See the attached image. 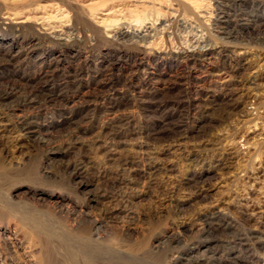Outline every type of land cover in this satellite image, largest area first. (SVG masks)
Wrapping results in <instances>:
<instances>
[{"label":"rangeland","instance_id":"rangeland-1","mask_svg":"<svg viewBox=\"0 0 264 264\" xmlns=\"http://www.w3.org/2000/svg\"><path fill=\"white\" fill-rule=\"evenodd\" d=\"M228 2L0 0V264H264V0Z\"/></svg>","mask_w":264,"mask_h":264},{"label":"bare ground","instance_id":"bare-ground-1","mask_svg":"<svg viewBox=\"0 0 264 264\" xmlns=\"http://www.w3.org/2000/svg\"><path fill=\"white\" fill-rule=\"evenodd\" d=\"M4 1H6L7 3L9 2V5H11V4H15V3H21L22 1H24V0H4ZM28 1V0H27ZM25 4H28V3H25ZM24 4V5H25ZM20 5V4H19ZM23 5V6H24ZM13 7H14V5H12ZM18 6V5H17ZM27 6V5H26ZM229 6V2H228V0H215V7H216V13H217V23H216V26H214V27H216L217 28V30H216V32L218 31L220 34H223V35H229L230 34V30H228L227 29V23L229 22V21H231V20H234V22H235V24L234 25H243V24H245V23H248V22H250V20H249V15H244V16H242V15H239L237 12H234V13H230L229 11H228V7ZM9 7V6H8ZM23 8V7H22ZM26 8V7H25ZM10 9V8H9ZM54 9V8H53ZM8 9H6V11H7ZM14 11L15 10H17V7H16V9H13ZM13 10H12V14L13 13H17V11L16 12H13ZM21 10V9H20ZM10 10H8L7 11V13L9 12ZM22 11V10H21ZM20 11V12H21ZM62 11V10H61ZM61 13V12H60ZM59 12H58V10H52V11H50V12H48V13H45L44 15H40V16H36L37 17V19L36 20H38V21H40V25H38V27L39 26H41V27H43V26H48V30H52V35L55 37V38H58V40L59 39H63L61 36H62V34L59 32V33H54V32H56L57 30H58V28L59 27H61L60 26V24L59 25H55L56 23L58 24V22H60L59 21V17H58V15L60 14ZM110 14V13H109ZM66 15V14H65ZM64 15V16H65ZM106 15H107V13H106ZM8 16V15H7ZM15 16V15H14ZM64 16H63V18H64ZM171 16H174V15H172L171 14ZM24 17V16H23ZM27 17V16H26ZM31 17V16H30ZM33 17V16H32ZM31 17V18H32ZM122 17V16H121ZM229 17H232V19H230ZM249 17V18H248ZM11 18V17H10ZM10 18H8V19H10ZM15 18V17H14ZM62 17H61V19H63ZM27 19H28V17H27ZM66 19V18H65ZM26 20V19H25ZM31 20V19H30ZM35 19H33L32 18V21H34ZM215 20V19H214ZM20 21V20H19ZM252 21V20H251ZM22 22H24V21H22ZM18 24V23H17ZM142 26V25H141ZM144 27V26H143ZM213 27V28H214ZM40 28V27H39ZM44 28V27H43ZM41 30H43L42 28H40ZM46 29V28H45ZM57 29V30H56ZM215 29V28H214ZM61 31V30H60ZM73 31V30H72ZM149 29H144V30H142V29H139V30H135V33H143L142 34V36H141V38L144 40L147 36H150V33H149ZM50 33V32H49ZM51 35V34H50ZM51 35V37H53ZM135 36H137L136 34H135ZM153 36V35H152ZM151 37V36H150ZM54 39V38H53ZM57 40V39H56ZM198 45V43H195V45L194 46H191L193 49H195V47ZM200 46V45H199ZM205 47V46H204ZM199 48V47H198ZM192 50V49H191ZM23 120V119H22ZM23 126V125H22ZM20 128V127H19ZM33 132V131H32ZM109 135V134H108ZM118 136V135H117ZM106 138V137H105ZM104 138V139H105ZM110 138H111V136H110ZM107 140V139H106ZM113 142V141H112ZM115 142V141H114ZM117 142H118V140H117ZM106 143H108V140H107V142ZM129 162V161H128ZM151 164V163H150ZM152 169V168H151ZM155 170V169H154ZM109 217V216H108Z\"/></svg>","mask_w":264,"mask_h":264}]
</instances>
